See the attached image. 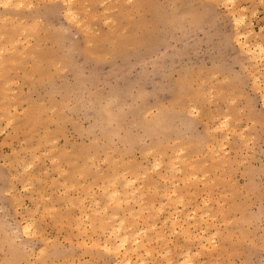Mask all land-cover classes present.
I'll list each match as a JSON object with an SVG mask.
<instances>
[{
  "label": "rangeland",
  "instance_id": "1",
  "mask_svg": "<svg viewBox=\"0 0 264 264\" xmlns=\"http://www.w3.org/2000/svg\"><path fill=\"white\" fill-rule=\"evenodd\" d=\"M10 1L0 264H264V0Z\"/></svg>",
  "mask_w": 264,
  "mask_h": 264
},
{
  "label": "bare ground",
  "instance_id": "2",
  "mask_svg": "<svg viewBox=\"0 0 264 264\" xmlns=\"http://www.w3.org/2000/svg\"><path fill=\"white\" fill-rule=\"evenodd\" d=\"M6 1H8V5H9V3L11 2L10 0H6ZM5 0L3 1V4L1 3L2 1H0V5L2 4L3 6H6L7 5V2H6ZM10 1V2H9ZM72 1V0H71ZM4 2H6V3H4ZM67 2H68V0H67ZM4 4H6V5H4ZM235 4V3H234ZM71 5V4H70ZM16 7V6H15ZM68 8V7H67ZM70 8H72L71 6H70ZM70 12H71V10H69ZM68 11V12H69ZM74 11V9L72 10V12ZM67 15V14H66ZM68 15H70L69 13H68ZM72 15H73V13H72ZM71 15V16H72ZM75 16V15H74ZM74 16H72V17H74ZM72 17H70V18H72ZM238 17V16H237ZM236 17V20L238 19ZM240 17V16H239ZM75 18V17H74ZM241 20V19H240ZM243 20V19H242ZM241 20V21H242ZM240 21V22H241ZM239 21L237 22V23H240ZM235 24V23H234ZM89 26V25H88ZM90 28V27H89ZM251 31V30H250ZM249 31V33H251ZM240 37H242V36H240ZM243 37H246V39H244L245 40V42H243L242 44H241V47L243 48V49H247V52H249L250 54H251V56L252 57H254V59L258 56V57H264V46L259 42V43H257V44H255L254 46H252V44H251V42L248 40V37H249V35L248 36H243ZM1 38V37H0ZM240 40V39H239ZM238 43V42H237ZM2 52L4 51L3 49L1 50ZM0 51V52H1ZM259 52V53H258ZM227 122V121H226ZM196 177V176H195ZM126 186H127V184H126ZM131 192V191H130ZM116 193H118V192H116ZM115 192H114V196H115V194H116ZM134 194V193H133ZM128 196V195H127ZM131 199V198H130ZM127 200V199H126ZM104 210V209H103ZM133 211V210H132ZM24 227V226H23ZM26 227V226H25ZM119 231V230H118ZM146 233V232H145ZM127 238V237H126ZM127 243V242H126ZM117 245V244H116ZM123 247H124V245H125V242H123L122 241V244H121ZM118 247V246H117ZM115 249H116V246L114 247ZM114 249V250H115ZM188 255V254H187ZM126 261H128L129 262V264H130V260H126ZM190 262V261H189ZM144 263V262H143Z\"/></svg>",
  "mask_w": 264,
  "mask_h": 264
}]
</instances>
